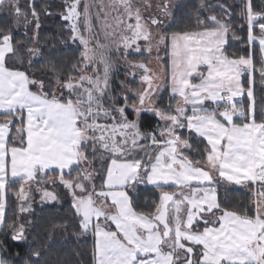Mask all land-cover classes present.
I'll return each instance as SVG.
<instances>
[{
  "label": "rangeland",
  "instance_id": "1",
  "mask_svg": "<svg viewBox=\"0 0 264 264\" xmlns=\"http://www.w3.org/2000/svg\"><path fill=\"white\" fill-rule=\"evenodd\" d=\"M37 1L0 0V15L32 41L27 64L39 56L33 42L38 29L33 8ZM49 1L62 5L60 15L69 26L70 41L82 49V62L77 76L66 83L57 82L53 98L48 99L30 90L34 81L14 69L22 58L13 54L10 38L0 40V114L9 115L0 119V229L6 186L20 181L18 191L12 194L18 209L17 222L10 229L12 239L25 242L37 207L60 206L65 201L86 216L87 224L81 216V226L90 237L95 224H90L92 208H106L101 173L109 162L135 160L138 155L152 157L173 139L184 158V150L191 147L185 122L192 114L215 111L214 102L222 103L218 106L223 117H231L234 123L255 124L257 139L262 140V148L258 142L256 152L259 169L257 177L242 187L251 185L253 207L257 200H264L263 129L254 122L253 76L258 71L252 58H226L223 48L232 33L224 22L210 16L213 28L167 34L183 0ZM206 1L210 8L234 0ZM248 16L249 49L252 52V46H258L263 70L257 78L264 86V14L249 12ZM244 75L247 89L242 86ZM164 93L168 97L160 105ZM144 114L158 119L155 133L140 132ZM12 128L17 136L12 142L23 140L21 146L9 143ZM78 165V171L69 178L70 169ZM161 203L160 196L155 212L144 215L155 217ZM214 219L208 216L206 221L212 224ZM174 257L175 264H183L179 250Z\"/></svg>",
  "mask_w": 264,
  "mask_h": 264
},
{
  "label": "crops",
  "instance_id": "2",
  "mask_svg": "<svg viewBox=\"0 0 264 264\" xmlns=\"http://www.w3.org/2000/svg\"><path fill=\"white\" fill-rule=\"evenodd\" d=\"M220 104L214 102L215 111L192 114L185 122L208 146L204 166H192L182 158L176 139L158 149L143 176L137 160L109 162L101 191L106 208L94 207L90 213V224L95 223V264H175L176 250L183 254V264H264V200L255 202L252 217L225 211L215 223L206 221L218 205L215 183L253 181L259 169L258 142L262 148L255 124H236L223 117ZM137 180L154 188L171 187V193L164 194L170 197L167 235L157 219L163 197L155 217L133 210L126 188ZM81 216L87 224L86 216ZM199 223L204 226L194 229Z\"/></svg>",
  "mask_w": 264,
  "mask_h": 264
},
{
  "label": "trees",
  "instance_id": "3",
  "mask_svg": "<svg viewBox=\"0 0 264 264\" xmlns=\"http://www.w3.org/2000/svg\"><path fill=\"white\" fill-rule=\"evenodd\" d=\"M207 4L209 3L206 0L181 1L176 8L174 21L167 28L166 33L177 34L213 28L209 23L210 16L224 22L226 28L232 33L231 38H233L229 37L230 39L223 48L226 58L230 60L252 58L253 68L258 71L253 76L254 122L260 124L263 129L264 154V86L258 84L257 78V74L263 70V61L260 58L258 46H252L251 52L248 41V14L249 12L255 15L264 14V0H234L232 3L221 2L223 7L210 8H207ZM61 7V4L49 0H39L34 3L33 8L38 16V29L33 42L38 49L39 56L29 64L26 59L28 57L27 50L32 41L22 30H16L9 18L0 15V40L8 36L13 54L22 58V61H19L20 64L17 61L14 69L24 73L30 81H34L29 84L30 90L42 93L48 99L53 98L52 92L57 82L66 83L77 76L82 62V49L70 41V29L60 15ZM256 22L255 24H259ZM36 83H40V87H36ZM242 86L243 89L248 87L246 75L242 77ZM167 97L168 94L164 93L160 105L165 104ZM164 98L166 99L164 100ZM7 117H9L8 114H0V119ZM158 125L159 121L155 116L144 114L139 122V130L143 135L153 134ZM187 133L190 137L191 147L184 150L185 160L191 165L204 166L207 160L206 142L189 130ZM13 137L17 138L14 128L11 129L9 143L21 146L23 140L12 142ZM152 158L151 155H138L135 158L140 163V176L145 174ZM78 168L79 165L70 169L69 178L78 171ZM51 172L59 174L57 170ZM105 172L106 170L101 173L102 186ZM20 183V181L9 182L6 186V208L3 225L0 229L1 263L95 264L94 236L88 237V231L82 230V217L69 201H65L60 206L37 207L31 216L24 243L16 242L9 236L10 229L15 226L18 217L16 197L12 194L18 191ZM214 187L217 192L218 205L212 212L213 217L216 218L225 211L237 216H253L251 185L244 188L242 185L218 181ZM170 189L171 187L154 188L145 185L142 181H136L129 185L126 191L130 196L134 211L141 214H153L160 196L163 197V192ZM162 190L164 191L160 194ZM215 221L216 219L213 223ZM203 226L202 223H199L193 228L200 229Z\"/></svg>",
  "mask_w": 264,
  "mask_h": 264
},
{
  "label": "water",
  "instance_id": "4",
  "mask_svg": "<svg viewBox=\"0 0 264 264\" xmlns=\"http://www.w3.org/2000/svg\"><path fill=\"white\" fill-rule=\"evenodd\" d=\"M170 199V197L168 195H164L163 196V204L161 206V209H160V212H159V215L157 217V219L159 220V222L165 227V234L167 235L168 234V227L166 225V212H167V203H168V200ZM14 240V239H13ZM15 241V240H14Z\"/></svg>",
  "mask_w": 264,
  "mask_h": 264
}]
</instances>
